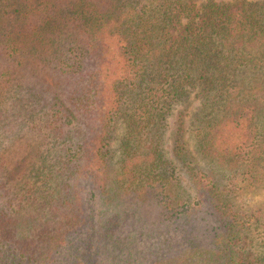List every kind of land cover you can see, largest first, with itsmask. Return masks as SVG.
<instances>
[{
	"label": "trees",
	"instance_id": "1",
	"mask_svg": "<svg viewBox=\"0 0 264 264\" xmlns=\"http://www.w3.org/2000/svg\"><path fill=\"white\" fill-rule=\"evenodd\" d=\"M30 14L47 51L28 49ZM3 76L0 134L44 119L52 152L30 203L0 176V264H264L234 204L264 185V0H0ZM192 92L194 148L227 185L180 129L164 150L165 118Z\"/></svg>",
	"mask_w": 264,
	"mask_h": 264
},
{
	"label": "rangeland",
	"instance_id": "2",
	"mask_svg": "<svg viewBox=\"0 0 264 264\" xmlns=\"http://www.w3.org/2000/svg\"><path fill=\"white\" fill-rule=\"evenodd\" d=\"M217 1H233V0H217ZM254 1V0H251ZM33 7V6H32ZM30 24L29 31V44L28 49L31 53H36L41 49L47 51L49 48L45 44V38L49 36V30L45 28V22L43 19L37 20V17L30 14L28 17ZM43 45L41 48H37ZM36 65L42 66L41 62H37L36 59L28 60ZM12 69L14 75L17 76L19 82L26 84L32 77L22 76L20 68L13 65ZM45 69L40 71L45 72ZM7 76V75H6ZM6 76L0 78V89H6L5 79ZM10 79L7 81L9 83ZM13 95H17L16 91ZM199 99L195 92H192L189 97L177 103L171 110L170 114L165 118V128L163 130L164 138V150L169 152L171 150L173 134L176 129H180L182 138L187 145L190 155L197 157L200 168L208 171L209 176H213L217 181L227 185L228 181H225L224 171L209 161L201 160L194 148V139L192 136L191 125L193 120V113L198 108ZM45 113V109L38 111L37 117H42ZM44 119L29 120L26 124L20 127L17 131H13L11 135L4 138L0 134V176L5 180L7 186L10 188L11 193L19 196L23 202L30 203L33 198L38 196L36 191H30L32 188H36L41 183V180L47 174L48 167L44 169L45 165H49V155L51 150L47 149L52 142L49 140L45 130L41 132L34 125L42 123ZM123 134V126L120 122L115 124V127L108 140L106 149L108 160V176L112 177L114 171L117 169L118 161L120 157L119 151V139ZM50 148V147H49ZM171 157V154H168ZM192 157V156H191ZM193 158V157H192ZM200 158V159H199ZM179 173L183 181L187 184V176L182 174V170ZM231 186V185H228ZM34 203V202H33ZM234 204L241 215L251 216V236L254 241L253 251L259 253L261 251V243L264 238V185L256 187H248L244 189L239 187L236 190L234 197ZM32 205V204H31ZM125 257V255H123ZM132 261V260H131ZM184 262L190 264V260ZM126 260L121 259L120 263L125 264ZM109 263L115 264V260H109ZM142 264V263H140Z\"/></svg>",
	"mask_w": 264,
	"mask_h": 264
}]
</instances>
